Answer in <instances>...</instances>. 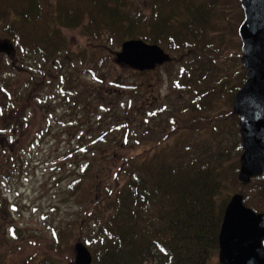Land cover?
<instances>
[{"label":"rangeland","instance_id":"1","mask_svg":"<svg viewBox=\"0 0 264 264\" xmlns=\"http://www.w3.org/2000/svg\"><path fill=\"white\" fill-rule=\"evenodd\" d=\"M123 8L150 16L152 0ZM210 17L204 35L185 37L186 49L159 44L172 60L147 72L117 62L123 42L107 30L96 38L84 27L65 29V62L49 63L16 49L0 22V76L26 98L19 137H30L20 151L0 142V219L8 228L0 224V264H75L80 244L94 257L128 180L117 169L132 158L142 166H208L222 182L218 202L246 198L249 186L263 183L238 178L241 2L216 0ZM64 76L71 77L66 95ZM197 124L205 127L190 128ZM211 264H219L218 252Z\"/></svg>","mask_w":264,"mask_h":264},{"label":"trees","instance_id":"2","mask_svg":"<svg viewBox=\"0 0 264 264\" xmlns=\"http://www.w3.org/2000/svg\"><path fill=\"white\" fill-rule=\"evenodd\" d=\"M130 1L0 0V22L16 49L44 62L60 63L67 56L62 55L67 43L63 31L68 28L84 27L96 38L107 30L117 43L142 40L187 48L185 37L206 33L216 4V0H152L150 16L132 17L123 13ZM212 54L204 51L206 56ZM70 82V76L62 77L64 95ZM0 95L5 99L0 107V142L4 139L8 147L20 151L30 141L29 136L19 137L24 130L20 109L26 98L10 77L0 76ZM196 126L205 127L190 128ZM130 161L137 166L127 161L117 169L116 175L126 174L128 180L114 199V212L102 229L104 241L93 264H211L219 253L229 203L217 201L222 186L219 175L202 164L144 167L136 158ZM5 167L0 164V172ZM261 178L263 183L249 186L244 196L245 205L257 213H264ZM0 224L8 229L1 219Z\"/></svg>","mask_w":264,"mask_h":264},{"label":"water","instance_id":"3","mask_svg":"<svg viewBox=\"0 0 264 264\" xmlns=\"http://www.w3.org/2000/svg\"><path fill=\"white\" fill-rule=\"evenodd\" d=\"M239 1L245 15L239 36L247 80L234 97L233 112L239 117L244 150L238 178L249 185L264 177V0ZM171 60L160 46L142 40L126 41L117 54L119 64L139 72L153 71ZM218 255L219 264H264V213L247 207L241 194L234 195L226 207ZM93 261L86 246H76L75 264Z\"/></svg>","mask_w":264,"mask_h":264}]
</instances>
